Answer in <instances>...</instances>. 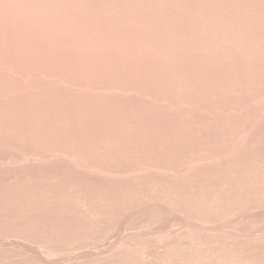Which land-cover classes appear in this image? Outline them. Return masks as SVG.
Returning a JSON list of instances; mask_svg holds the SVG:
<instances>
[{
  "label": "rangeland",
  "instance_id": "1",
  "mask_svg": "<svg viewBox=\"0 0 264 264\" xmlns=\"http://www.w3.org/2000/svg\"><path fill=\"white\" fill-rule=\"evenodd\" d=\"M0 264H264V0H0Z\"/></svg>",
  "mask_w": 264,
  "mask_h": 264
},
{
  "label": "bare ground",
  "instance_id": "2",
  "mask_svg": "<svg viewBox=\"0 0 264 264\" xmlns=\"http://www.w3.org/2000/svg\"><path fill=\"white\" fill-rule=\"evenodd\" d=\"M78 252H79V250H78ZM77 255V254H76ZM81 255V254H80ZM97 255V254H96Z\"/></svg>",
  "mask_w": 264,
  "mask_h": 264
}]
</instances>
